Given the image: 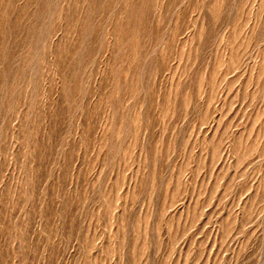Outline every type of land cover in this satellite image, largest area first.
Wrapping results in <instances>:
<instances>
[{"label": "rangeland", "instance_id": "obj_1", "mask_svg": "<svg viewBox=\"0 0 264 264\" xmlns=\"http://www.w3.org/2000/svg\"><path fill=\"white\" fill-rule=\"evenodd\" d=\"M0 264H264V0H0Z\"/></svg>", "mask_w": 264, "mask_h": 264}]
</instances>
